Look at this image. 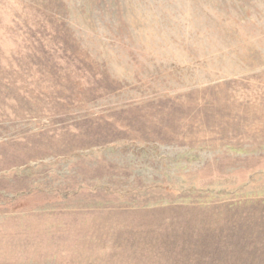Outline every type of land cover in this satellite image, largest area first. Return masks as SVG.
I'll use <instances>...</instances> for the list:
<instances>
[{
	"label": "rangeland",
	"instance_id": "rangeland-1",
	"mask_svg": "<svg viewBox=\"0 0 264 264\" xmlns=\"http://www.w3.org/2000/svg\"><path fill=\"white\" fill-rule=\"evenodd\" d=\"M0 264H264V0H0Z\"/></svg>",
	"mask_w": 264,
	"mask_h": 264
}]
</instances>
